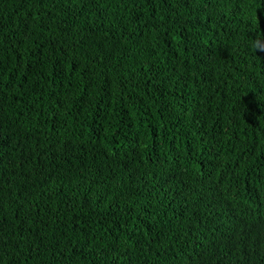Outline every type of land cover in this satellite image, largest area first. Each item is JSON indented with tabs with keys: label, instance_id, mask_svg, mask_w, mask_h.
Masks as SVG:
<instances>
[{
	"label": "trees",
	"instance_id": "16d2710c",
	"mask_svg": "<svg viewBox=\"0 0 264 264\" xmlns=\"http://www.w3.org/2000/svg\"><path fill=\"white\" fill-rule=\"evenodd\" d=\"M253 41L264 0H0V264H264Z\"/></svg>",
	"mask_w": 264,
	"mask_h": 264
},
{
	"label": "clouds",
	"instance_id": "9594fccd",
	"mask_svg": "<svg viewBox=\"0 0 264 264\" xmlns=\"http://www.w3.org/2000/svg\"><path fill=\"white\" fill-rule=\"evenodd\" d=\"M252 47H253V50H264V49H261L259 44L256 43L255 41L252 42Z\"/></svg>",
	"mask_w": 264,
	"mask_h": 264
},
{
	"label": "bare ground",
	"instance_id": "6f19581e",
	"mask_svg": "<svg viewBox=\"0 0 264 264\" xmlns=\"http://www.w3.org/2000/svg\"><path fill=\"white\" fill-rule=\"evenodd\" d=\"M140 6V5H139ZM152 13V12H151ZM46 177V176H45Z\"/></svg>",
	"mask_w": 264,
	"mask_h": 264
}]
</instances>
